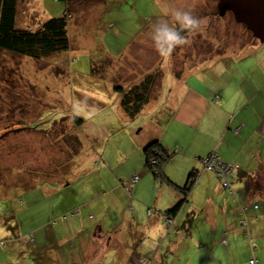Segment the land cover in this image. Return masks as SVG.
<instances>
[{
    "label": "rangeland",
    "instance_id": "374dc122",
    "mask_svg": "<svg viewBox=\"0 0 264 264\" xmlns=\"http://www.w3.org/2000/svg\"><path fill=\"white\" fill-rule=\"evenodd\" d=\"M81 5L66 15V50L34 59L0 49V264H264L263 199L246 203L239 186L230 229L220 209L207 222L206 208H194L189 233L166 231L162 210L172 195L155 185L141 146L153 139L156 122L168 114L163 103L181 82L197 83L198 75L212 88L203 77L236 76V58L260 57L264 42L231 12L218 15L217 0ZM30 8L34 21L61 13ZM21 10L16 27L35 29L28 9ZM176 11H190L202 24L180 33L190 43L164 57L150 33L159 21L178 29ZM152 70L151 105L127 116L115 87L126 90ZM169 151L182 178L186 152ZM186 178L173 182L183 187ZM190 210L184 202L179 218ZM156 219L159 232L147 224Z\"/></svg>",
    "mask_w": 264,
    "mask_h": 264
},
{
    "label": "crops",
    "instance_id": "0c3cea01",
    "mask_svg": "<svg viewBox=\"0 0 264 264\" xmlns=\"http://www.w3.org/2000/svg\"><path fill=\"white\" fill-rule=\"evenodd\" d=\"M85 1L87 0H19L16 15L23 12L21 9L26 8L28 10L25 15L30 20L34 17L30 14L32 11L30 7L33 6L45 12L48 9L49 11L56 9V12H61L59 15L66 13L70 17L74 9H84L81 4ZM49 17H52L51 12L38 21L31 19L30 22H34L31 24L38 27ZM235 61L236 76H231L227 72L226 76L222 73L203 77L213 84L212 88H209V84L205 86L200 83L201 79L198 75L192 76L197 78V83L181 82V89H177L172 95L169 94V98L175 96L170 103H163L164 110L161 111H166L168 114L167 116L165 114V117L159 115L162 119L159 118L154 126L156 134L153 139H158L168 150L179 148L186 152L179 161L183 165L180 166L182 178L178 177L179 173L173 171L176 164L172 158L176 155L166 162L164 172L172 181L178 183L183 180L185 174L188 175L191 171L195 173V182L186 199L175 213L169 214L173 220L170 223L164 222L165 210L183 195L171 186L155 183L157 187L170 191L172 195V200L169 199L165 203L168 208L162 210L166 231L175 226L178 231L189 233L194 208L200 210L206 208V213L210 215L206 219L207 222L216 221L211 216L217 208L220 209L225 214L227 229H230L231 217L236 215V207H239L240 199L236 195V187L239 186L245 191L246 198L243 195L242 197L247 199L246 203L252 202L249 200L251 196L260 197L264 201V49L258 58L242 56ZM149 101L144 106L151 105ZM158 105H154L151 109L158 108ZM149 141H143L142 145L139 141V145L143 147ZM213 152L217 153L222 161L238 165L233 169L230 177L232 191L223 189L216 173L203 169L199 162L198 158ZM197 191L203 194L199 195ZM188 194L191 202L187 200ZM160 197L162 196L157 195L156 203L161 202L162 199L158 200ZM184 202H187L192 210L188 211L184 218H179ZM259 216L252 214L250 217L257 219ZM147 224H155L157 232H159L158 228H162L159 219L154 222L147 221ZM213 228L217 231L219 226L215 225Z\"/></svg>",
    "mask_w": 264,
    "mask_h": 264
},
{
    "label": "trees",
    "instance_id": "16d2710c",
    "mask_svg": "<svg viewBox=\"0 0 264 264\" xmlns=\"http://www.w3.org/2000/svg\"><path fill=\"white\" fill-rule=\"evenodd\" d=\"M18 1L0 0V49L39 59L68 48L66 13L47 18L33 30L28 27H16ZM185 32L187 31H181V33ZM156 71L152 70L147 73L126 90L120 86L115 87L116 91L121 92L120 105L127 116L134 117L149 101L150 92L155 82L154 78L157 76ZM76 119L79 122V119ZM142 152L144 166L153 176V180L158 185L171 186L183 195L175 204L165 210L166 219H172L169 214L175 213L185 200V196L195 182V173L191 171L187 175L183 187L177 186L164 172V165L173 156V152L165 148L158 139L147 142L142 147Z\"/></svg>",
    "mask_w": 264,
    "mask_h": 264
},
{
    "label": "clouds",
    "instance_id": "9594fccd",
    "mask_svg": "<svg viewBox=\"0 0 264 264\" xmlns=\"http://www.w3.org/2000/svg\"><path fill=\"white\" fill-rule=\"evenodd\" d=\"M173 15L179 24V30L174 25H169L166 21H159L153 25L150 33L157 52L164 57L170 56L177 46L190 43L185 36L180 34L181 31L194 32L202 24V21L193 16L190 11H176Z\"/></svg>",
    "mask_w": 264,
    "mask_h": 264
},
{
    "label": "water",
    "instance_id": "95a60500",
    "mask_svg": "<svg viewBox=\"0 0 264 264\" xmlns=\"http://www.w3.org/2000/svg\"><path fill=\"white\" fill-rule=\"evenodd\" d=\"M217 11L223 15L231 12L234 20L241 23L260 42H264V0H217Z\"/></svg>",
    "mask_w": 264,
    "mask_h": 264
},
{
    "label": "built area",
    "instance_id": "2783aa9c",
    "mask_svg": "<svg viewBox=\"0 0 264 264\" xmlns=\"http://www.w3.org/2000/svg\"><path fill=\"white\" fill-rule=\"evenodd\" d=\"M201 164L203 169L212 170L216 173L220 182V186L223 188H229L231 184V173L234 168L238 167L237 164L234 165L222 161L220 156H218L217 153L214 152L201 158ZM135 178H137L136 175L132 179L134 180ZM167 222H171V219H167ZM249 262L252 263L253 260H250Z\"/></svg>",
    "mask_w": 264,
    "mask_h": 264
},
{
    "label": "bare ground",
    "instance_id": "6f19581e",
    "mask_svg": "<svg viewBox=\"0 0 264 264\" xmlns=\"http://www.w3.org/2000/svg\"><path fill=\"white\" fill-rule=\"evenodd\" d=\"M227 12V11H226ZM205 157V156H204ZM199 160H201V159H199ZM173 220H171V222H172Z\"/></svg>",
    "mask_w": 264,
    "mask_h": 264
}]
</instances>
